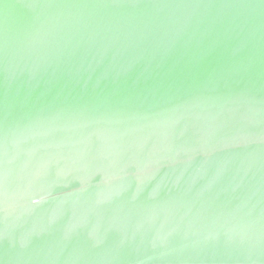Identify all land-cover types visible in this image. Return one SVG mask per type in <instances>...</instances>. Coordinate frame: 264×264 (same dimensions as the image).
Segmentation results:
<instances>
[{
	"label": "water",
	"instance_id": "1",
	"mask_svg": "<svg viewBox=\"0 0 264 264\" xmlns=\"http://www.w3.org/2000/svg\"><path fill=\"white\" fill-rule=\"evenodd\" d=\"M0 264H264V0H0Z\"/></svg>",
	"mask_w": 264,
	"mask_h": 264
}]
</instances>
